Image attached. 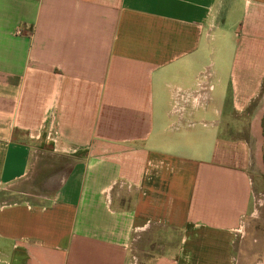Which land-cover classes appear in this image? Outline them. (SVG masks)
<instances>
[{
	"label": "crops",
	"instance_id": "obj_1",
	"mask_svg": "<svg viewBox=\"0 0 264 264\" xmlns=\"http://www.w3.org/2000/svg\"><path fill=\"white\" fill-rule=\"evenodd\" d=\"M263 113L264 0H0V264H264Z\"/></svg>",
	"mask_w": 264,
	"mask_h": 264
},
{
	"label": "rangeland",
	"instance_id": "obj_2",
	"mask_svg": "<svg viewBox=\"0 0 264 264\" xmlns=\"http://www.w3.org/2000/svg\"><path fill=\"white\" fill-rule=\"evenodd\" d=\"M261 165H260V163ZM39 167L36 168V173L34 175L28 176L29 187H26V180H22V189L31 190V185L37 193L42 195H52L59 184L60 179L63 176L64 169L68 166V160L59 161L57 158H48L44 160H38ZM258 165H253L251 169V176L253 179V184L257 189L255 193V202L253 209L256 215L264 216V165L261 160H258ZM2 192H8V189H3ZM5 201V200H4ZM9 202V199L7 200ZM2 201H0L1 203ZM264 226V225H263ZM259 231V229H258Z\"/></svg>",
	"mask_w": 264,
	"mask_h": 264
},
{
	"label": "trees",
	"instance_id": "obj_3",
	"mask_svg": "<svg viewBox=\"0 0 264 264\" xmlns=\"http://www.w3.org/2000/svg\"><path fill=\"white\" fill-rule=\"evenodd\" d=\"M261 136H262V162H263V165H264V113H263V116L261 118Z\"/></svg>",
	"mask_w": 264,
	"mask_h": 264
}]
</instances>
